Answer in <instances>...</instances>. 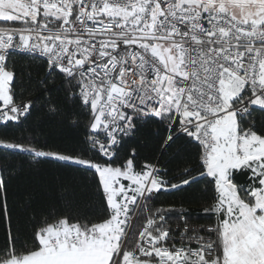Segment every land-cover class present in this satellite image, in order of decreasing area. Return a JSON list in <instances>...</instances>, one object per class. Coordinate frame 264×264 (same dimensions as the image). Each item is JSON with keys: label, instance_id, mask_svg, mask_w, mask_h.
<instances>
[{"label": "snow or ice", "instance_id": "1", "mask_svg": "<svg viewBox=\"0 0 264 264\" xmlns=\"http://www.w3.org/2000/svg\"><path fill=\"white\" fill-rule=\"evenodd\" d=\"M0 150L91 173L102 205L23 239L0 166V264H264V0H0ZM201 183L199 214L159 200Z\"/></svg>", "mask_w": 264, "mask_h": 264}, {"label": "trees", "instance_id": "2", "mask_svg": "<svg viewBox=\"0 0 264 264\" xmlns=\"http://www.w3.org/2000/svg\"><path fill=\"white\" fill-rule=\"evenodd\" d=\"M19 65L24 84L29 82L28 74L34 72L35 65L39 61H32L28 57H21ZM32 65V67H29ZM40 115V114H38ZM31 126L37 129V135L48 141L49 150H57L73 146L78 139V131L68 127L52 123L46 119L33 118ZM26 128L29 126L26 125ZM28 134L14 127L8 130V135ZM11 165L12 173L8 186L9 206L16 226L20 229L19 235L26 239V234L31 231V224L37 215L43 213H56L65 207L68 201H72L76 208L89 216L97 215L102 211L99 199L92 194L94 187L93 176L75 166L51 159L32 161L29 157L20 155H8L3 158V150H0V166ZM203 183L186 189L184 192L165 194L159 197L165 207L175 205L180 209L183 201L191 200V210L194 215L202 212L201 203L205 193ZM159 206V205H158ZM187 208V204H183ZM206 218H201L199 223H207ZM5 241V224L0 217V246Z\"/></svg>", "mask_w": 264, "mask_h": 264}]
</instances>
